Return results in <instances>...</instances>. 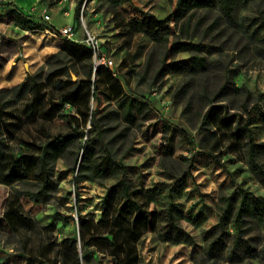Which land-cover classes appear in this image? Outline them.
<instances>
[{"label": "rangeland", "instance_id": "rangeland-1", "mask_svg": "<svg viewBox=\"0 0 264 264\" xmlns=\"http://www.w3.org/2000/svg\"><path fill=\"white\" fill-rule=\"evenodd\" d=\"M178 2L0 0L3 149L13 155L32 152L26 142L39 144L73 130L72 115L79 118L80 130L90 128L89 121L84 122L71 103H59L70 87L67 79L72 74L76 79L71 77V81L81 83L82 91L87 89L86 73L93 57L77 62L58 56L47 61L63 44L60 27L71 25L75 38L71 41L84 47V33L90 31L114 59L110 70L115 71L123 91L146 103L149 110L148 118L139 120L140 126L114 119L109 122L114 128L106 133L109 138L123 132L113 142L112 153L128 167L126 175L140 190L139 201L160 215L156 228L144 232L135 243L138 264H195L205 245L204 231L219 220L220 193L230 195L237 205L242 190L247 193L243 228L252 249L240 248L234 261L219 260L216 264H264V183L248 162L246 131L235 132L234 122L227 128L221 121L224 113L240 115L239 125L249 129L255 142H264V116L260 112L264 110V0H241L232 21L217 5L201 6L188 9L177 21L172 17L161 27L147 30L150 16L165 20ZM13 6L48 29H23L8 13ZM46 13L49 20L43 17ZM177 37L198 43L200 50L173 52L170 41ZM192 54L204 57L203 68L196 66ZM27 75H35L39 94L29 92L19 97L15 91H7ZM90 79L97 88L90 85L89 106L98 116L114 106L112 93L106 88L113 78L101 69L91 70ZM32 101L37 102L33 111L28 107ZM213 105L222 108H212L208 122L206 113ZM162 119L177 127L173 157L187 173L184 182L170 177L159 165ZM85 138L76 136L55 160L57 191L48 202L35 205L22 194L23 189L35 187L37 163L18 166L22 178L11 184L2 183L0 173V217L9 206L20 210L31 223V227L10 229L0 222V264H25V252L34 255L35 264H77L76 259L79 264L113 263L109 255L92 247H77L75 253L65 240L78 238V215L97 222L104 201H111L112 208L121 201L117 186L120 172L112 165L104 176L90 170V179L75 184L74 164L76 158L81 159ZM257 160L264 166V150L257 152ZM169 206L179 228L171 232L166 230ZM105 226H99L101 233L109 228ZM226 226L233 234V213L228 214Z\"/></svg>", "mask_w": 264, "mask_h": 264}, {"label": "trees", "instance_id": "trees-1", "mask_svg": "<svg viewBox=\"0 0 264 264\" xmlns=\"http://www.w3.org/2000/svg\"><path fill=\"white\" fill-rule=\"evenodd\" d=\"M241 0H179L177 8L169 15L165 20L157 21L152 16L149 17L146 28L152 31L161 27L166 21L172 17L177 21L184 17L187 10L194 7L218 6L226 18L230 21L234 19V11L238 7V3ZM80 2L76 7V15H79ZM9 14H12L13 20L17 25H20L23 29L28 31L48 29L43 25L35 21L30 15L25 14L18 7L13 6L8 10ZM189 17L186 18L184 24H186ZM52 26L50 27V30ZM185 31V28H184ZM61 49L58 53L54 54L48 62H51L58 56L65 58L66 60H72V58L79 62L82 58H88L92 56V52L86 46H81L74 41L65 39L62 40ZM170 49L173 52L184 49L187 51L200 50L201 46L198 43L191 42L187 37L175 38L170 41ZM192 59L198 68L205 66V59L197 54H192ZM109 75L113 79L109 82L107 90L111 91V95L114 99V106L106 109L100 115L97 116L95 111L90 110L89 98H90V85L96 89L97 84L91 83V70L93 65H89L86 73L87 89L83 90L81 83L74 84L71 81V76L67 79V84L70 85L66 91V95L59 103L62 106L63 103L69 102L75 107L76 113L79 117L86 122L90 123V128L80 130L79 118L77 116H70L71 123L74 124V129L55 135L53 138L48 139L45 142L36 144L33 142H26V146L32 150L28 153L11 154L7 153L3 149L2 139L0 137V173L1 182L4 184H11L22 178L17 172V167L24 162L29 163V167L33 164H38L36 171L37 182L33 189L25 188L22 194L25 198L31 200L35 205L48 202L53 193L57 191V182L54 178L53 168L54 162L57 158L62 157L64 152L68 149L74 138L86 137L83 144L80 147L81 159L75 161L74 168L76 170L75 184L90 179V170L96 172L101 176L106 174V170L109 166H113V170L120 172V177L117 180L119 199L121 200L113 208L111 207V201H104L102 215L99 221L85 220L78 215L79 232L78 238L68 237L65 240L69 243V246L75 251L79 247L82 250L95 248L97 251L105 253L112 258V264H138V250L135 243L140 236L146 231H153L156 228L157 222L160 221V215L155 211H150L145 207L143 202L139 201L137 193L139 189L133 187L126 175L127 166L123 165L120 160H116L112 153V144L123 133L117 134L106 138V133L114 128L110 125V121L119 119L130 126H140V119L143 121L148 118L149 110L146 103L131 97L126 94L121 86V83L113 75L115 71L108 68ZM162 68L158 72H161ZM33 76L27 75L23 81L19 84L11 87L7 91H15L19 97L24 96L29 92L39 94L41 87H37ZM93 94V93H92ZM83 100V101H82ZM54 102V101H53ZM36 101L28 104L31 111L34 110ZM212 108H222L219 106H211L206 113V120L209 122V113ZM226 111V108L223 107ZM261 115L264 116V110H261ZM225 114V115H224ZM221 115V121L227 128H231L234 122L233 130L235 132L246 131V152L248 162L259 178L264 183V166L257 160V152L264 150V142H255L252 139L249 129L240 126L239 120L241 116L237 114ZM238 116L237 119L234 117ZM215 118V115H212ZM106 120V122H104ZM128 128V127H127ZM161 141L158 146L159 165L168 171L170 177L176 178V181L184 182L187 173L184 172L178 160L173 157L175 137L177 133V127L166 119L161 120ZM28 171V169H26ZM89 172V173H88ZM241 197L236 205L230 195L220 193L218 197V206L221 209L218 222L212 227L204 231L205 245L203 252L195 259V264H216L219 260L234 261L239 257V249L247 252L251 251L252 243L246 237L247 229L243 228L246 195L245 191H241ZM234 215V232L231 234L226 226V218L228 214ZM167 215L169 217V226L166 230L171 232L172 229L179 230L175 219L172 214V206L167 209ZM0 222L3 223L5 228L18 229L21 227H31L28 219L22 214L20 210H14L9 206L0 217ZM106 225L109 227L102 233L99 231L100 225ZM231 237V239H230ZM26 262L25 264H35L34 255L29 252H25ZM76 263L79 264V260L76 259Z\"/></svg>", "mask_w": 264, "mask_h": 264}, {"label": "built area", "instance_id": "built-area-1", "mask_svg": "<svg viewBox=\"0 0 264 264\" xmlns=\"http://www.w3.org/2000/svg\"><path fill=\"white\" fill-rule=\"evenodd\" d=\"M43 17L45 20L50 19V15L47 13L44 14ZM59 33L63 40H75V38L73 37L74 33L71 25L60 27ZM84 42L85 46L92 52V65L94 71L99 68L112 69L115 64L114 59L110 54L107 53L105 47L103 46V43L98 41L96 34L86 30V32L84 33ZM113 75L116 77V73H114Z\"/></svg>", "mask_w": 264, "mask_h": 264}, {"label": "water", "instance_id": "water-1", "mask_svg": "<svg viewBox=\"0 0 264 264\" xmlns=\"http://www.w3.org/2000/svg\"><path fill=\"white\" fill-rule=\"evenodd\" d=\"M25 66H26V68H28V65L27 64ZM71 77H72V80H75L76 79V76L74 74H72ZM78 246L80 247V242L78 243Z\"/></svg>", "mask_w": 264, "mask_h": 264}]
</instances>
